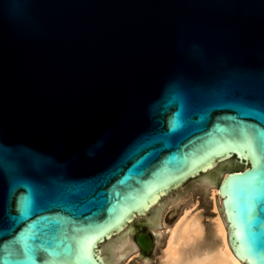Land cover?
<instances>
[{
    "label": "water",
    "instance_id": "obj_1",
    "mask_svg": "<svg viewBox=\"0 0 264 264\" xmlns=\"http://www.w3.org/2000/svg\"><path fill=\"white\" fill-rule=\"evenodd\" d=\"M204 188L264 264V0H0V264H117Z\"/></svg>",
    "mask_w": 264,
    "mask_h": 264
},
{
    "label": "bare ground",
    "instance_id": "obj_2",
    "mask_svg": "<svg viewBox=\"0 0 264 264\" xmlns=\"http://www.w3.org/2000/svg\"><path fill=\"white\" fill-rule=\"evenodd\" d=\"M218 194V189L209 191L215 211L209 228L203 223L201 212L196 210L195 204L184 208L174 221L169 213L179 210V201L171 203L168 213L159 216L157 225L164 226V231L158 234L163 235L164 240L156 264H245L231 252L227 222L216 211L217 198L221 203ZM138 237L140 240L141 234ZM150 243L147 235V246ZM131 250L137 252V246L130 241L129 236L118 242L117 263L121 264L120 261Z\"/></svg>",
    "mask_w": 264,
    "mask_h": 264
},
{
    "label": "rangeland",
    "instance_id": "obj_3",
    "mask_svg": "<svg viewBox=\"0 0 264 264\" xmlns=\"http://www.w3.org/2000/svg\"><path fill=\"white\" fill-rule=\"evenodd\" d=\"M175 201H179L180 204L178 211L169 213V216L170 218H172V221H174L179 216V214L182 212L184 208L190 206L191 204H195L196 210L201 212L203 223L207 228H209V226L211 225V218L213 217V214L215 212L212 209V201L209 195V191H207V197H205V189L198 191L195 200H191V191H187V197L175 198L170 201L164 202L160 215L166 214V212L168 213V211L171 208V203H174ZM217 202H219L218 198H217ZM163 228L164 226L156 225L155 229L158 231L154 232L155 229L147 231L150 232L152 235L151 243L148 250H143L135 239L136 234L142 231L140 220L130 222L129 229H125L122 232L118 233V242L125 240L129 236L130 241L136 244L137 252H134L133 250L127 252L125 257L120 261L121 264H156L164 240L163 235L161 236L160 234H158V232H163L164 231Z\"/></svg>",
    "mask_w": 264,
    "mask_h": 264
},
{
    "label": "flooded vegetation",
    "instance_id": "obj_4",
    "mask_svg": "<svg viewBox=\"0 0 264 264\" xmlns=\"http://www.w3.org/2000/svg\"><path fill=\"white\" fill-rule=\"evenodd\" d=\"M143 232H145V231H140L139 233H137L136 236H135V239H137V236H139V234H140V233H143ZM136 241H137V240H136Z\"/></svg>",
    "mask_w": 264,
    "mask_h": 264
},
{
    "label": "snow or ice",
    "instance_id": "obj_5",
    "mask_svg": "<svg viewBox=\"0 0 264 264\" xmlns=\"http://www.w3.org/2000/svg\"><path fill=\"white\" fill-rule=\"evenodd\" d=\"M22 206H23V207H25V208L27 207L26 203H25V204H23Z\"/></svg>",
    "mask_w": 264,
    "mask_h": 264
}]
</instances>
